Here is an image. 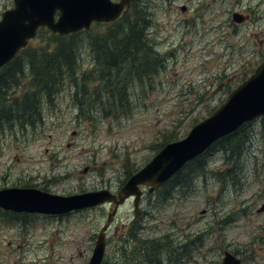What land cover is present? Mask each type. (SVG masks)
<instances>
[{
    "label": "rangeland",
    "instance_id": "rangeland-1",
    "mask_svg": "<svg viewBox=\"0 0 264 264\" xmlns=\"http://www.w3.org/2000/svg\"><path fill=\"white\" fill-rule=\"evenodd\" d=\"M136 4L145 12L143 24L152 20L145 30L157 50L151 58L157 65L141 83L127 85L132 105L124 97L130 109L94 126V108L99 107L94 95L79 110L82 100L74 102L66 86L44 105L35 126L2 132L0 188L38 187L58 194L116 191L166 141L185 137L211 115L264 60V0H133L115 21L122 24L129 17L135 24ZM13 5L14 0H0V19ZM233 12L246 20L235 22ZM114 26L98 22L90 30L96 36ZM54 34L43 28L18 59L27 62L34 50H52ZM94 51L85 39L79 49L84 70L99 67ZM27 81L14 91L31 89ZM108 83L91 81L89 90L99 89L105 99L115 85ZM97 112L101 116V108ZM244 131L249 142L231 137L226 150L222 141L204 153L207 167L191 189L187 182L170 191L171 181L164 184L166 197L160 187L153 194L146 189L137 220L131 199L121 205L107 232L103 264H131L148 247L163 256L162 264H222L225 251L243 264H264V211L258 212L264 205L263 117ZM240 147L243 157L231 159L230 151ZM239 160L244 168L234 167ZM111 207L105 203L59 217L0 212V264H88Z\"/></svg>",
    "mask_w": 264,
    "mask_h": 264
},
{
    "label": "water",
    "instance_id": "water-1",
    "mask_svg": "<svg viewBox=\"0 0 264 264\" xmlns=\"http://www.w3.org/2000/svg\"><path fill=\"white\" fill-rule=\"evenodd\" d=\"M13 8L4 11L0 19V68L34 38L40 26L53 33L69 34L90 29L94 22H111L127 11L133 0H14ZM183 10L186 9L184 6ZM59 12L57 18L56 13ZM246 16L233 13V20L243 22ZM264 116V60L245 81L208 117L193 126L184 138L166 144L145 166L134 173L118 193L99 189L80 194L59 195L33 187H10L0 190V206L18 212L65 214L73 210L115 204L108 220L98 234L88 264H102L106 251V230L117 208L134 197V215L141 213V185L155 187L167 182L185 163L202 154L221 137L244 124ZM222 264H241V260L226 253Z\"/></svg>",
    "mask_w": 264,
    "mask_h": 264
},
{
    "label": "trees",
    "instance_id": "trees-1",
    "mask_svg": "<svg viewBox=\"0 0 264 264\" xmlns=\"http://www.w3.org/2000/svg\"><path fill=\"white\" fill-rule=\"evenodd\" d=\"M137 5L134 8L137 11L134 20L135 24L131 23L132 19L128 17L121 21L122 24L116 21L110 22L115 26L110 27L107 33L96 36H94L91 30H84L68 35L54 34L50 38L51 43L54 45L52 50L42 52L34 50L31 52V59L29 61L25 62L21 58L16 59L1 69L0 137L2 132L7 129H14L17 132L18 130L22 131L28 127L35 126L36 121L39 120L41 114L44 112V105L54 100L55 96L66 86L70 87L74 102L82 100L79 105V110L84 109L85 102H90L88 98L90 95H94V106H99L98 108H94V121H96L94 122V126H98L102 118L111 116L119 118L117 113L120 109L123 112L130 109L127 104L132 105V103L129 102L130 92L127 85L133 80L137 81H133L132 83H141L143 76L153 74L152 71L155 69H152V67L157 65L151 60L153 56H157V50L148 40V31L145 30V28L151 25L152 20L151 18H146L143 24L141 17H144L145 12L142 13L139 11ZM82 33L86 35L76 37ZM91 33L92 35L89 36ZM85 39H88L90 45H93L95 48V57L93 59L95 58L94 60L98 63V68L97 66L91 70H84L82 68L84 59H82L79 49L84 48ZM157 61L160 63L158 59ZM29 72H32L31 78L29 77ZM93 73L94 78L90 75ZM28 78L29 80L27 81ZM101 79L106 84L109 81L115 83L114 90L110 89L109 92L111 94H108L105 99L102 91L99 89L93 93L89 90V82ZM25 81L29 83L27 86L31 89H25L19 94L14 91L16 88H24L22 86ZM123 90L126 93H122ZM124 96L126 98L128 97L127 104ZM99 108H101V116H98L97 110ZM247 126L248 124L242 126L236 132L221 138L218 142L223 141L222 148L224 150L228 148L229 141L232 139L231 137H238L243 143L249 142L250 135L244 131ZM169 141H166L162 146ZM203 155L190 161L177 172L172 180H170V191L176 190V188H182L187 182H191L189 188L191 189L194 179L204 174L207 167V162L204 161V158H201ZM243 155L244 152L241 147L237 150L230 151L231 159L235 156L241 158ZM197 160L200 162H197ZM195 162L197 163L194 165ZM234 167L244 168V164L239 160L235 163ZM233 169L230 168L229 170ZM189 174L192 178L188 177ZM234 179L233 177V181ZM160 188H162L160 192L162 196L166 197L169 195V193H165L167 187L163 185ZM145 242L154 243L147 240ZM150 248L145 249L147 252H142L139 256H135L131 264H141V260L145 258L151 259L152 255L153 259L159 256ZM122 255L127 256L128 253L124 251ZM159 257L161 259V256ZM158 261L153 260L149 263L154 264V262H157L160 264Z\"/></svg>",
    "mask_w": 264,
    "mask_h": 264
},
{
    "label": "flooded vegetation",
    "instance_id": "flooded-vegetation-1",
    "mask_svg": "<svg viewBox=\"0 0 264 264\" xmlns=\"http://www.w3.org/2000/svg\"><path fill=\"white\" fill-rule=\"evenodd\" d=\"M41 28L43 29V28H46V27H41ZM42 29H41V30H42ZM40 32H41V31H40ZM29 48H30V47H29ZM29 48H27V49H29ZM23 49H24V48H23ZM23 49H22L21 51H23ZM21 51L17 54L18 57H17L16 59H18L19 56L21 55V53H22ZM16 59H15V60H16ZM2 69H3V68H2ZM226 252H227V251H225V253H226ZM234 252L237 254V253L239 252V250H238V251H234Z\"/></svg>",
    "mask_w": 264,
    "mask_h": 264
}]
</instances>
